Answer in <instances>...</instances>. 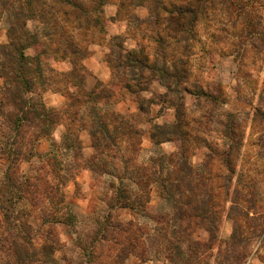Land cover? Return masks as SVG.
<instances>
[{"label": "rangeland", "instance_id": "obj_1", "mask_svg": "<svg viewBox=\"0 0 264 264\" xmlns=\"http://www.w3.org/2000/svg\"><path fill=\"white\" fill-rule=\"evenodd\" d=\"M116 1L118 7L123 2L128 37L140 34L139 19L156 30L168 24L169 15L154 2ZM73 3L84 13L56 0H0V108L14 121L17 112L6 86L20 62L31 69L25 96L79 115L69 135L65 122H48L46 132L26 127L21 135L29 143L25 152H13L17 161L6 157L10 151L0 152V198H7L9 184L16 198L0 209V264H264V0H195L196 29L187 25L179 32L184 45L176 64L187 61L191 69L184 81L177 79L170 88L160 81L164 88L151 87L152 82L142 98L123 97L122 83L134 69L122 67L123 61L145 56L139 43L124 46L134 52L121 58L115 73L109 63L108 81L91 78L86 88L96 94L72 106L67 89H78L80 67L86 68L93 44L89 35L103 36L107 62L124 41L101 33L107 15L105 5L104 13L98 11L100 0ZM67 8L77 12L76 19H66ZM89 9L99 24L87 30ZM72 47L78 50L72 59L61 58L64 48ZM157 58L159 67L172 69L171 59ZM103 115H125L128 122L108 121L103 146L96 149L90 128L83 126ZM2 116L0 135L11 141L15 133ZM183 122L188 125L182 129ZM184 132L191 137L186 147ZM211 142L219 153L231 151L233 168L216 160L210 170L214 183L204 185L200 177ZM28 177L34 186L21 190ZM126 185L132 190L129 200L120 198ZM176 186L184 193L164 194Z\"/></svg>", "mask_w": 264, "mask_h": 264}, {"label": "trees", "instance_id": "obj_2", "mask_svg": "<svg viewBox=\"0 0 264 264\" xmlns=\"http://www.w3.org/2000/svg\"><path fill=\"white\" fill-rule=\"evenodd\" d=\"M52 1V0H51ZM58 1V4L61 6L66 5V7H77L76 10L82 11L83 12V6L82 5H77L74 4V0H56ZM138 4L140 5H146L150 6L152 3H156V6L161 7L163 11H165L166 15H169L168 17V24H166V28L161 29L159 25H157V30L155 28H147L146 26L150 25L148 22H146L144 19H139V27L138 29L140 31V34L137 32H133L131 36L135 39H138L139 43V52H143L145 54L144 58L141 57V55L138 53L136 55H132L125 61H123V64L121 65V58L124 55H127L128 53L134 52L133 50L127 49L124 47L123 44L119 46L120 51L115 55H112L108 63H111V66L113 68V73H115V70L118 68V65H121L122 67L126 65V67H134V69L130 72L129 80L130 81H135L133 85L131 82L124 81L122 83V88L126 90V94H123V97H136V98H142L140 97V93L144 90L147 89L148 85L152 83L153 81H160L167 87H172L177 79H180L181 81H184L186 79L191 71V69L188 67L187 61H184V66H178L176 62L180 61V58L177 57V53L183 54L182 50H179L181 45H184L182 43V39L180 40L179 38V32L184 31L187 27V25H191V27L195 30L197 21L199 19V10L195 7L194 3L195 0H138ZM150 1V2H148ZM107 0H100V7L98 9L99 13H104V5L106 4ZM28 4L31 6L32 3L28 1ZM123 5V2H119V10L117 12V17L120 19H126V14L123 13L121 10V7ZM65 7V6H64ZM96 10V9H95ZM67 13L66 16L70 19L73 18L74 15L77 17V12L74 13V10H69L67 8ZM90 9L86 11L84 14L85 21H86V28L87 30H90L91 27L96 26V24H99V20L92 16L89 13ZM45 13V12H44ZM38 17L39 16H34ZM76 17H74L76 19ZM108 18L106 19V21ZM98 21V22H96ZM104 22V24L106 23ZM156 23H163L160 21V18L155 19ZM141 25V26H140ZM146 25V26H142ZM101 33L106 35V30L105 27L100 28ZM66 35V34H65ZM86 34H84V39H85ZM97 38L96 34H90L88 37V44L89 43H102L104 40L103 36H98ZM116 37V36H115ZM169 38L173 39V45H171V42L168 41ZM145 41V42H144ZM39 44V42L37 43ZM73 46V44H71ZM70 45V46H71ZM188 47V46H186ZM169 48V50H167ZM78 50L77 48H64V52L61 56V58H71L76 53ZM89 53V52H88ZM87 53V54H88ZM85 54V56L87 55ZM188 54V53H187ZM157 55H161L164 60L166 59H171L172 61V69L168 71V69H164L163 67L158 66V59ZM84 56V57H85ZM120 58V60H119ZM151 58V60H149ZM27 59V58H26ZM115 60L119 61L117 64L114 62ZM163 60V61H164ZM117 65V66H115ZM117 67V68H114ZM81 70L83 71V74L79 73V86L77 85L78 89L73 90V92H70V89L68 87V95L67 97L69 98L68 101H70V104L72 105L74 102V105L76 104H82L83 101H85L86 97L88 96L89 98H92L96 93L95 90H87L85 86L86 82V68L80 67ZM137 68V70H135ZM12 73L13 75L10 76L11 79L9 80V85L6 86V89L11 93V102L13 105V110L17 112L15 115L14 121L9 117H7L6 113H4L3 108H0V114L3 115L2 118L7 121V128L9 131H14L15 135L11 138V141L3 140L4 136L0 135V152H11L10 156L7 154V158L10 160H18L19 159V154H13V152H25L27 149V144L29 143L28 140H26L25 137L21 135V132L25 131L26 127L32 126V127H42V131H45L44 126H49V123L57 126V124H61L62 122H65L66 124V134L69 135L72 132L74 133V129H72V126L74 125L75 121L78 119V111H72L70 110L68 112V109L61 111V109H55V108H49L46 106V104L43 102L42 99L40 100H34V99H29L27 96H25V93L27 91L31 90V82L32 78L30 77L31 75V69L24 65V63H16L15 67L12 68ZM73 75V74H72ZM73 84L75 81H71ZM144 85H142V84ZM76 84V83H75ZM80 84H82L80 86ZM129 93V94H127ZM98 99L104 98L103 94H98L97 96ZM150 99V98H148ZM69 104V103H68ZM68 104L66 107H68ZM9 105V103H7ZM73 106V105H72ZM65 107V108H66ZM61 111V113H60ZM109 115H103L100 118L94 117L91 120V124H84L83 128H90L91 130V136H92V144L96 149L102 148L103 145H101L102 140H101V133L110 122H117L120 120V123L122 124L124 119L126 122H128V117L125 115H120V117H117L115 119H109ZM79 120V119H78ZM110 121V122H108ZM3 122V121H2ZM49 122V123H48ZM225 124L227 127L225 131L229 130V125L230 123L225 122L222 123ZM188 123L183 122V125H181L182 129L186 127ZM124 127V126H123ZM46 132V131H45ZM228 133V132H226ZM18 134V136H16ZM185 136V140L181 139V141L184 143L183 146L186 144L190 143L191 144V137L189 136L188 132L183 133ZM77 135L75 136V138ZM12 144V146H11ZM10 145V148H9ZM186 147V146H185ZM211 154L208 155L207 159L205 160L203 164V169L205 170V174L200 177V184H213L214 181L211 180V177L215 178L214 176L210 175V170L212 169L211 167L215 166V161L216 160H221L223 166H227L229 169L233 168L232 166V153L231 151L227 152H218V147L215 142H211ZM31 152V151H29ZM100 152V151H99ZM185 153V152H183ZM192 153V152H191ZM191 153H189V157L191 156ZM187 155V154H186ZM224 155V156H223ZM3 157V156H0ZM222 157V159H221ZM185 168L188 169L189 175L192 176L193 174V169L188 165H185ZM221 170V169H220ZM223 170V169H222ZM208 171V172H207ZM223 173V171H222ZM209 174V175H207ZM201 175V174H200ZM195 176V175H193ZM192 176V177H193ZM211 176V177H210ZM221 177V174L219 175ZM230 176V174H229ZM228 178V175L227 177ZM158 178H156L157 180ZM192 182V181H191ZM21 190H28L30 187L34 186V184L31 182V179L24 178L21 182ZM216 185H222V183L218 182ZM8 186V196L7 198H0V209H5L6 206L4 205L3 201H7L8 203L12 204L14 201H16V198H13L15 196V192L12 189V184L6 185ZM182 187L176 186V190L174 189H169L166 191L164 190V194H169L172 195L175 193V191L184 193ZM169 191V193H168ZM132 190H128V186L120 188V198L121 199H130ZM13 195V196H12ZM123 195V196H122ZM140 195V194H139ZM136 201V199H135ZM133 203V202H132ZM7 209V208H6ZM140 237L134 236V245H139L140 243ZM24 257L25 255L21 258L19 257V261L22 263L24 262ZM31 260V259H30Z\"/></svg>", "mask_w": 264, "mask_h": 264}, {"label": "crops", "instance_id": "obj_3", "mask_svg": "<svg viewBox=\"0 0 264 264\" xmlns=\"http://www.w3.org/2000/svg\"><path fill=\"white\" fill-rule=\"evenodd\" d=\"M118 3L116 0H108L105 4V12L108 20L105 24L106 37L110 39L115 36L123 37V45L129 48H136L138 40L127 36V21L117 17ZM142 11V10H141ZM107 45L103 43H94L90 47L89 54L84 59V65L86 66L88 79L86 80V87L91 86V78L95 80L100 79L108 81L111 77V68L109 63L105 60V54L107 51ZM158 85L159 87L164 86L159 81H153L151 87ZM150 87V88H151ZM125 105L123 101L120 105ZM127 113V112H123ZM163 115L158 116L157 119L162 118ZM161 120V119H160Z\"/></svg>", "mask_w": 264, "mask_h": 264}]
</instances>
